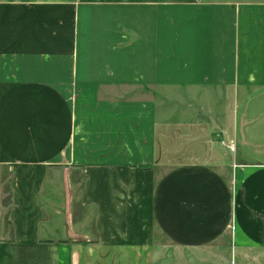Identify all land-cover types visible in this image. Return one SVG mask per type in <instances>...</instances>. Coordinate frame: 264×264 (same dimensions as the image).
I'll return each mask as SVG.
<instances>
[{
  "label": "crops",
  "instance_id": "1",
  "mask_svg": "<svg viewBox=\"0 0 264 264\" xmlns=\"http://www.w3.org/2000/svg\"><path fill=\"white\" fill-rule=\"evenodd\" d=\"M0 264H264V0H0Z\"/></svg>",
  "mask_w": 264,
  "mask_h": 264
},
{
  "label": "rangeland",
  "instance_id": "2",
  "mask_svg": "<svg viewBox=\"0 0 264 264\" xmlns=\"http://www.w3.org/2000/svg\"><path fill=\"white\" fill-rule=\"evenodd\" d=\"M175 99H173L172 101H168L165 104L169 115L168 142L169 144H174L175 142H177V144L179 145V99H176L177 101H175ZM216 106H220L222 108L223 103H217ZM222 120V117H218L217 119V121L219 122H222ZM215 140L217 143H219L217 150L218 152L223 153L225 152V150H227L233 153L235 151V144L232 141L225 140L222 133H217ZM177 157H179V155H177ZM170 162L171 163L169 164V166L171 167V165L173 166L179 163V158H174V160H171Z\"/></svg>",
  "mask_w": 264,
  "mask_h": 264
}]
</instances>
